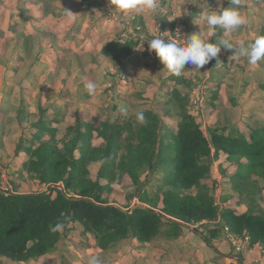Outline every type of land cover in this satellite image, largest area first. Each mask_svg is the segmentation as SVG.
Here are the masks:
<instances>
[{"label":"trees","instance_id":"1","mask_svg":"<svg viewBox=\"0 0 264 264\" xmlns=\"http://www.w3.org/2000/svg\"><path fill=\"white\" fill-rule=\"evenodd\" d=\"M45 12L60 15L55 6ZM134 44L114 38L100 53L120 67ZM168 78L174 86L165 91L164 104L171 105L172 112L165 114L174 118V125L163 122L154 109L140 107L99 122L75 118L58 133L59 121L43 117L40 110L31 123V137L18 139L14 156L24 155L23 170L47 191L5 193L0 188V257L27 262L49 254L71 224L108 250L128 239L171 241L186 225L204 222L206 231L200 236L211 246L222 230L214 225L219 218L235 236H247L250 246L264 250V211L253 203L242 213L228 205L220 207L211 194L217 184L206 182L212 162L223 156L224 180L230 178L239 196L247 192L255 196L264 179V125L250 127L248 135L226 133L224 127L206 133L190 111L192 77ZM138 111L144 112L146 125L136 121ZM16 115L21 123L29 113L21 106ZM92 164H97L94 177ZM157 176L156 190H146ZM124 183L138 188L127 196L126 204L136 198L141 205L131 209L113 200L114 188ZM58 222L65 227L52 232Z\"/></svg>","mask_w":264,"mask_h":264},{"label":"crops","instance_id":"2","mask_svg":"<svg viewBox=\"0 0 264 264\" xmlns=\"http://www.w3.org/2000/svg\"><path fill=\"white\" fill-rule=\"evenodd\" d=\"M79 1L80 4H82L80 8H78L77 5L70 8L55 3V7L58 12H60V15L53 16L52 14L45 12V0H0V122L5 113L3 110H7V108L10 107L11 110L8 112L14 111V118L16 122L19 123L16 115L17 110L21 106L25 108V105L28 104L23 98L24 101L14 98L16 92H21L24 95H26L25 92H28L29 94L31 93V95L33 92H40V90H38L39 85L37 84H29L28 82L19 84L12 82L15 81L18 75L17 70L19 69H17L16 64L17 61H19L20 56L23 55L25 57L26 53H30L33 47H35V45L29 46L28 41H30V37L37 44L41 58L40 61L32 67L33 70L24 74L35 76V70L39 67L45 69L44 73L41 70L39 71L40 74L36 73L39 75H46L48 68L55 69L52 71L55 81L52 92L57 93V95H59V93L61 94V91L73 92L72 86L74 72L71 69L62 68V65L60 64L59 66L56 65V67L51 64H53L52 62H56V56L58 57L63 53L60 52V48L71 50L72 54L74 53V55L78 56L80 48L77 44L81 40L83 41L85 50L91 52L98 51L100 56H97V60L105 59L109 62V68L106 71H103L105 74H108L109 72L106 76L109 77L111 72L117 70L116 68H119L120 71L125 70L127 74H129V78L132 80L128 85L130 89L144 88V83H146L149 78V72H147V70L150 69H155L154 73L156 74V77L163 78L164 82H169L165 84L167 86H165V89H163L162 92L165 93L166 90L174 86V81L168 78L170 76L168 70L164 68V65L160 62L154 52L151 54L149 53L148 48H144L138 52V54L132 57L125 66L122 62L120 67L113 65L107 57L100 53L101 48L110 40L114 38L117 39L121 31L119 23L105 20V15L110 10L108 0ZM202 3L203 0H161V12L163 17L158 16L156 18L154 16L145 15H121V17L135 21V23L137 22L142 26L144 25L143 27L147 31L153 32L159 23L162 28L169 29L171 24L167 19L170 18L169 15L172 11H176L181 20L182 27L187 34L199 33L201 27V30L205 34V38L210 41H215L217 39L216 36H207L208 28L206 25L201 24L199 26L195 23V20L199 22L198 14L202 10L200 9ZM207 3L213 10L220 6L217 4V0H207ZM223 7H229L228 0H223ZM97 8L103 10V12H99V9ZM205 8H207V5H205ZM66 10L74 13L71 22L68 21ZM105 11L106 14L102 15ZM241 11L247 16V25L242 26L236 32L227 36H224L223 30L217 29L218 36H223L225 39H228L233 43H238L241 40L246 43H251L256 36L264 35V0H244V6L241 8ZM43 28H46L47 31L51 33V41L52 39L59 40L60 44H58V48H55L53 56H50L53 49L52 43L51 41L47 42L44 40L43 35L46 34L44 31L46 29L43 30ZM85 28L86 30H84ZM82 32H86V35L82 34ZM217 59L222 62L220 63V67H217L216 65L215 60ZM140 66L145 70V73L140 72ZM57 68L60 69L58 73L62 72V74L57 73ZM199 72L201 73V71ZM207 73L210 75L208 84H214L211 86V90L213 91L214 98H216L213 101L215 105H213V103L210 105L215 108L217 115L216 123H213L209 118L203 115L201 125L206 127L205 125L208 124L209 127L207 131L215 127H224L226 128V133L231 131H241L245 135H248L247 131H249L250 127H253L256 124L264 125V60L258 62L257 65H249L245 62L244 58L237 59L233 57L232 50L221 48L218 57L212 61ZM144 74L147 75L143 76ZM58 75H60L59 78ZM165 76L167 77L164 78ZM64 77H68L66 82H68L69 85L64 84L65 86H63L65 80ZM112 78L119 81L117 77ZM90 79L91 77L84 78L87 82L90 81ZM49 87L50 85H42V92L46 93V90ZM50 88H52V86ZM212 91H210V94H212ZM68 98L69 97L67 96L66 98L60 97V99H56L55 104L57 105L55 106L54 113H57L59 116L54 115V113H52L54 117L48 118L45 116V118L56 119L59 121L58 133H60L61 129L72 122L75 118L91 122L101 121L83 118L79 113L70 115V113L73 112L72 108H75L76 110V107L74 104L70 103ZM14 101H16V103ZM44 101L41 98V106L46 102ZM162 105L164 112L166 110L172 112L171 107L165 106L164 101L162 102ZM12 106L18 107L12 110ZM37 106L39 105L37 104L36 107ZM76 106L78 107V103ZM39 110H41V107H39ZM26 111L29 113V110ZM155 111L157 112V110ZM160 117L162 121L167 124L174 122V118L170 116V114L160 115ZM60 125L61 127H59ZM2 134L0 128V136ZM95 143H98V140H96ZM93 165L96 166L97 164H92L91 166ZM229 169L232 170L233 167L230 166ZM94 175L92 176L94 177ZM2 177L3 179L5 178L4 175H2ZM7 182L8 181L3 182L0 187L3 188L2 186L6 184L10 185ZM11 191L16 193L13 190V186ZM239 212L242 213L244 211L242 210ZM188 237L187 233L182 232L178 238L171 240L172 243H170V245L174 246L178 251L184 250L185 252L190 251L191 253H195L196 249L202 254L206 253L209 258V264H219V262L220 264H264V250L259 245H248L241 253L236 254L232 249L231 244L226 239H222L221 236L212 239L211 246L206 245L201 236L198 241L193 238V240H189ZM192 246H195V249H193ZM213 259H215V261H213Z\"/></svg>","mask_w":264,"mask_h":264},{"label":"rangeland","instance_id":"3","mask_svg":"<svg viewBox=\"0 0 264 264\" xmlns=\"http://www.w3.org/2000/svg\"><path fill=\"white\" fill-rule=\"evenodd\" d=\"M46 9L50 10L51 7L57 5L75 7H81L79 0H45ZM56 3V4H55ZM74 9V8H72ZM99 9V8H97ZM109 10V9H108ZM106 10V11H108ZM106 11L102 13V15L106 14ZM99 12H103V10L99 9ZM106 16V15H105ZM78 23V20H77ZM46 28H43V30ZM86 30V28L84 29ZM46 34L43 35L44 40L47 42L51 41V33L49 31L44 30ZM44 33V32H43ZM82 34L86 35V32H82ZM99 40V39H98ZM28 41V40H27ZM29 46L35 45L30 53H26L25 57L23 55L20 56L19 61H17L16 67L18 75L15 81L19 84L24 82H28L29 84H37L39 85L40 92L31 93L25 92L26 95L21 92H16V96L14 98L22 101L25 99L28 105H25L26 110H29V117L26 120H23L21 123H17L14 118V111H10V107L7 110H3L5 112L3 114V119L0 122V128L2 130V135L0 136V185L3 182L8 181L10 185L6 184L2 187L9 186L12 190L17 193H30V192H38V191H47V186H42L38 184L36 180L31 178L22 168L21 162L24 158L23 154L19 156H14V148L19 138L29 139L31 137V133L34 131L31 123L34 122L40 115V110L44 107L49 109H44V117H54V115H58L54 113L56 99H60V97L66 98L69 97L70 103L74 104L75 108H72L73 112L70 115H74L79 113L81 117L93 119V120H105V119H114L121 112L119 111L120 106H126L128 108V112H133L140 107H148L154 108L160 115H164V109L162 102L164 101V92L165 84L169 83L167 81L164 82L160 77H156L154 70H147L149 72V78L146 83H144V88H132L128 87L129 82L132 81L129 78V74L126 73V81L121 83L112 77H117L119 75V68L108 74L103 73L106 71L110 64L105 59L97 60V56H100L98 51H88L85 50V46L83 41L81 40L77 46L80 48L78 52V56L72 54L71 50H64L60 48V52H63L60 56H56V62H52V66L56 67L62 65V68L73 70V92H64L61 91V94L57 95V93L52 92L54 89V76H53V68L47 69V76L45 74L39 75L40 70L44 73L45 69L37 68L35 70V76H30L28 74H24L29 72L34 67L38 61H40L41 54L39 52V48L33 39L30 37V41H28ZM52 43V52L50 56L54 55L55 48H58L59 40H53ZM83 49V50H82ZM123 59V58H122ZM129 61V60H128ZM125 62L124 66L128 63ZM60 62V63H59ZM122 62V60H121ZM123 64V63H122ZM144 64V63H141ZM90 66V67H89ZM64 69V70H65ZM59 68L56 69L57 73L59 72ZM209 70V68H208ZM140 72L145 73L140 66ZM39 73V74H36ZM62 74V72L58 73ZM70 74V73H69ZM185 76L188 75V70L184 72ZM71 75V74H70ZM144 74L143 76H146ZM60 75H58L59 78ZM57 77V75H56ZM91 77L90 81H93L97 85L98 92L90 96L87 93V90L84 87L87 81L84 78ZM165 76L164 78H166ZM65 80L63 82V86L69 85L66 82L68 77H64ZM63 78V79H64ZM153 78V79H152ZM141 80V79H136ZM70 82V81H69ZM163 83V84H162ZM45 84L52 88H47L46 93L42 92L41 86ZM65 84V85H64ZM111 86L108 87V85ZM214 85L211 83L208 88V93L205 97V104L200 113L198 110L193 109L192 100L190 98V111L197 118V120L201 122L203 119V115L209 118L213 123H216V112L215 108L210 104L216 98H214L213 91L211 90V86ZM6 87V86H5ZM140 90V91H136ZM190 93V89H188ZM212 91V94H210ZM12 94V93H11ZM67 96H64V95ZM45 102L42 106L40 104L41 98ZM23 98V99H22ZM24 101V100H23ZM16 103V101H14ZM78 103V107L76 106ZM39 105L36 107V105ZM16 105V104H12ZM141 105V106H140ZM18 106H12V110L16 109ZM171 107V105L169 106ZM152 108V109H153ZM54 113V115H52ZM59 116V115H58ZM175 122H170L169 125H174ZM204 127V125H201ZM204 131L208 132L207 129L209 127L208 124L205 125ZM61 127V125L59 126ZM211 130V129H210ZM209 130V131H210ZM227 163L224 162V157L221 156L217 160L212 162L210 178L206 181L209 185L216 183V189L211 191V194L214 196L216 203L220 207H224L226 205L231 206L235 211H246L248 210V204L253 203L256 208L264 211V179L260 180L259 188L255 190V196L251 195L250 192L239 196L238 192L234 190L231 186L230 178L224 180L223 172H221V168ZM229 167V166H227ZM92 170L91 175L97 170L96 166H90V171ZM4 175V179L2 177ZM158 177H155L151 180V183L147 184L146 190L155 191L157 187ZM3 179V180H2ZM1 188V187H0ZM137 187L133 186L131 183H124L123 186H116L113 191L114 201L123 204L124 206H128V208H133L137 205H141V203L135 198L132 199L128 204H126L127 196L134 195L137 191ZM2 190V188H1ZM10 193V190L9 192ZM194 225H186L183 229L185 233L188 234V239L193 240L200 238V233H204L206 231V225L204 222L198 223L197 226ZM214 225H219L221 228L224 226L222 220L219 218L214 222ZM223 231L221 230L220 235L222 239L224 238ZM193 238V239H192ZM172 241H167L166 239L159 237L152 242L141 243L132 239L124 240L118 243L111 249L102 250L100 249L94 237L91 234L83 233L80 226L76 224H71L66 230L63 231V236L56 246V248L49 254H46L40 258L31 259L27 262H13L6 258L0 257V264H87L88 259L91 256H97L101 264H209V258L206 253L198 252L195 249V253H191L190 251H184L176 249L174 246L170 245ZM195 243V240H194ZM217 260V259H216ZM215 261V259H213ZM214 263V262H212ZM217 264V263H216ZM220 264V262H219Z\"/></svg>","mask_w":264,"mask_h":264},{"label":"clouds","instance_id":"4","mask_svg":"<svg viewBox=\"0 0 264 264\" xmlns=\"http://www.w3.org/2000/svg\"><path fill=\"white\" fill-rule=\"evenodd\" d=\"M229 7H223V0H217L220 5L213 10L203 0L200 7L202 9L198 14L199 22L195 23L199 26L206 25L208 28L207 36H216L215 41L205 38L204 32L184 34L182 36L180 29L176 30L175 35L169 32H160L158 35H145L143 44L146 41L148 51L154 52L164 68L176 77H180L186 69V65H191L192 69L200 71L206 64L218 57L221 48L232 50V56L239 59L244 58L249 65H257L258 62L264 60V35H258L251 43L241 40L238 43L225 39L223 36L217 35V29L223 30L224 36L236 32L242 26L247 25L248 19L242 13L241 8L244 6V0H228ZM109 12L120 14L123 16L145 15L154 17H163L161 9V0H108ZM207 5V8H205ZM68 21L73 19V12L66 10ZM173 21L171 18L167 19ZM142 49V48H141ZM222 63L216 60V65ZM215 65V66H216ZM87 93L93 96L97 92V85L93 81H88L84 85ZM119 111L127 114L128 108L120 106ZM135 119L140 125H146L147 119L143 111L135 114ZM65 227L64 223L58 222L51 228L52 232H56ZM87 264H101L97 256H91Z\"/></svg>","mask_w":264,"mask_h":264},{"label":"built area","instance_id":"5","mask_svg":"<svg viewBox=\"0 0 264 264\" xmlns=\"http://www.w3.org/2000/svg\"><path fill=\"white\" fill-rule=\"evenodd\" d=\"M169 17L173 20V21H169L171 24L169 29L162 28L161 24L159 23L155 27L154 31L150 32L140 25H134L131 22V20L125 19L121 17V15L119 14L107 12L105 16V20L110 21V22H117L121 26L120 27L121 31L119 33L117 40L121 43L125 41H133L135 43L130 53L122 59V63L124 64L125 62L130 60L132 57L137 55L138 52H140L142 49L148 48L146 41L143 44L144 36L145 35H150V36L158 35L159 34L158 28L160 32H169L173 35H175L177 29H180L182 36L184 34H187L182 27L181 20L176 11H172ZM212 61H210L203 68L200 69L201 73L196 69H192L191 65L185 66L186 71L188 70V77L189 78L192 77V79L194 80L192 88H190V95H191V100H192L191 107L195 110H198L200 113H202V110L205 104V97L208 93V88H209L208 79L210 75L207 73V71H208V68H210ZM220 66L221 64L217 65V67H220ZM184 72L182 75L185 76ZM118 79H119V82L121 83H124L126 81L125 70H122L119 72ZM109 86H111V84H109L108 87ZM9 190L10 188L8 186H5L2 188V191H4L5 193H8ZM10 192L12 191L10 190ZM197 225L198 223H196L195 226ZM222 230H224L223 231L224 238L231 244L232 249L234 250L236 254L241 253L249 245V238L247 236L237 237L233 233H231L226 226H223Z\"/></svg>","mask_w":264,"mask_h":264}]
</instances>
